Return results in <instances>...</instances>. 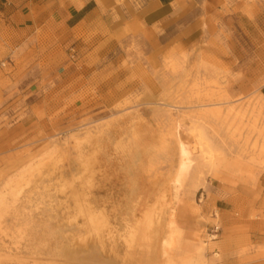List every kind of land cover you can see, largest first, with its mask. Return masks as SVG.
<instances>
[{
	"label": "rangeland",
	"instance_id": "rangeland-1",
	"mask_svg": "<svg viewBox=\"0 0 264 264\" xmlns=\"http://www.w3.org/2000/svg\"><path fill=\"white\" fill-rule=\"evenodd\" d=\"M131 4L0 21V264H264V0Z\"/></svg>",
	"mask_w": 264,
	"mask_h": 264
},
{
	"label": "crops",
	"instance_id": "crops-1",
	"mask_svg": "<svg viewBox=\"0 0 264 264\" xmlns=\"http://www.w3.org/2000/svg\"><path fill=\"white\" fill-rule=\"evenodd\" d=\"M100 1L108 5L113 0ZM136 1L130 11L147 26L168 25L175 15L177 0H145L140 10L135 9ZM101 10L97 0H0V21L25 30L44 25L53 16L57 25L76 27L82 22L88 23ZM129 15L127 12L126 16ZM260 94L264 97V87Z\"/></svg>",
	"mask_w": 264,
	"mask_h": 264
},
{
	"label": "bare ground",
	"instance_id": "bare-ground-1",
	"mask_svg": "<svg viewBox=\"0 0 264 264\" xmlns=\"http://www.w3.org/2000/svg\"><path fill=\"white\" fill-rule=\"evenodd\" d=\"M190 134L192 136V144H191L192 146H190L191 148L189 147L190 150L196 151L199 154V158L202 160L203 165L206 168H208V170L212 171L214 169L216 160L221 155L220 152L218 154L212 148L211 143L209 142L205 133L201 129H194L193 131H191ZM182 139H185V138L182 137ZM182 139L180 141H183ZM187 142H189V141H187ZM179 143H181V142H179ZM189 155L190 154L185 149L184 145L179 144V163H178V169L176 171L175 178L173 180V183L175 185V187H174L175 189L177 188L176 185L180 184L184 180V178L187 176V174L189 173V169H190ZM171 225H172V223H171ZM169 226H170V224H169ZM174 241H175V235L173 233L171 234V232H170V235L164 240V242L162 244L163 248H166V249L170 248L171 246H173ZM167 250H164V251H167ZM199 250L201 252L202 249L200 248ZM197 252H199V251H197Z\"/></svg>",
	"mask_w": 264,
	"mask_h": 264
}]
</instances>
